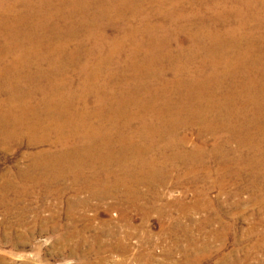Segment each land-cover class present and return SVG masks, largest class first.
<instances>
[{
	"label": "bare ground",
	"instance_id": "obj_1",
	"mask_svg": "<svg viewBox=\"0 0 264 264\" xmlns=\"http://www.w3.org/2000/svg\"><path fill=\"white\" fill-rule=\"evenodd\" d=\"M143 1L153 0L0 1V97L7 96L0 98V143L28 139L32 147L59 149L33 155L29 171L22 174L24 182L45 184L51 192L72 178V189L94 198L122 194L133 201L134 181L141 184L156 175L146 168L180 160L201 167L200 152H187L183 146L190 140L180 136L194 125L215 138L214 148L218 156L224 151L220 160L226 166L264 161V127L258 126L264 123V49L253 47L256 38L264 43V12L257 14L260 0H214L223 12L211 8L209 20L195 12L178 13L186 0L173 2L168 10L159 9L161 2L155 16L167 25L155 24L142 10ZM18 6L25 11L18 12ZM45 7L56 10L49 13ZM228 15L236 26L216 30L218 24L226 25ZM124 21L123 39H110L108 29ZM250 25L253 30L246 32ZM80 32L86 38L72 49ZM56 34L63 39L51 42ZM43 50L45 56L38 54ZM62 54L70 65L85 55L80 89L73 90V82L64 79L68 67L59 60ZM34 62L38 68L33 73ZM108 68L112 79L127 80L131 71L134 80L113 86L108 95V84L100 85ZM39 78L46 81L45 88L39 87ZM25 85L34 88L26 90ZM233 143L248 147L244 155L249 157L231 152ZM195 147L205 151L208 144ZM169 149L172 157L165 152ZM59 194L64 195L61 190Z\"/></svg>",
	"mask_w": 264,
	"mask_h": 264
},
{
	"label": "rangeland",
	"instance_id": "obj_2",
	"mask_svg": "<svg viewBox=\"0 0 264 264\" xmlns=\"http://www.w3.org/2000/svg\"><path fill=\"white\" fill-rule=\"evenodd\" d=\"M175 1L178 0L143 1L142 10L152 16L155 24L167 25L162 16H155L156 8L162 2L164 6L159 9L168 10ZM45 8L49 13L56 10ZM211 8L223 12L222 4L214 0H186L177 12H195L209 20ZM17 10L21 13L25 8L18 6ZM262 12L264 0L257 4V14ZM11 18V15L5 17L8 22ZM78 19L88 21L82 15ZM226 21L225 26L218 24L216 30L236 26L233 16L228 15ZM126 23L108 29V37L122 40L124 35L120 33ZM106 24L103 21L104 27ZM253 28L248 26L246 32ZM85 35L80 32L79 40L72 42L71 48L84 40ZM62 37L56 34L50 40L56 43ZM189 46L185 43L184 48ZM253 47L256 51L264 49V43L256 38ZM38 54L45 56L46 51ZM59 57L68 67L64 79L73 82V90L80 89L85 55L75 65L68 64L66 54ZM164 64L168 69V63ZM34 67L33 73L38 68L37 62ZM42 69L48 71L49 65L43 63ZM109 71L108 68L103 72L104 80L100 81V85L108 84L105 91L108 95L112 94L113 86L120 88L134 80L131 71L126 73L127 80L112 79ZM168 78H174L171 72ZM39 79V87L45 88L46 81ZM25 86L26 90L34 88ZM0 98L2 101L7 96L3 94ZM258 126L264 127V123L258 122ZM181 135L190 140L183 146L187 152L198 151L202 155L201 167L194 168L183 160L148 167L156 175L146 177L141 184L134 181L133 201L122 194L119 198L118 195L94 198L78 187L72 189V178L52 187L51 192L45 184L39 187L26 183L22 174L29 171L30 158L42 151L53 153L59 149L48 145L32 147L28 139L8 145L0 143V264H192L197 261L199 264H264V161L252 165L235 162L228 167L220 160L224 151L219 150L218 156L215 138L202 126L183 129ZM220 136L228 138L223 133ZM204 142L207 149L199 151L195 146ZM230 147L231 152L249 153L248 147L236 143ZM165 152L168 157L174 154L173 149ZM250 157L255 160L253 154ZM134 173L142 174L137 168ZM60 190L64 195L59 194Z\"/></svg>",
	"mask_w": 264,
	"mask_h": 264
}]
</instances>
